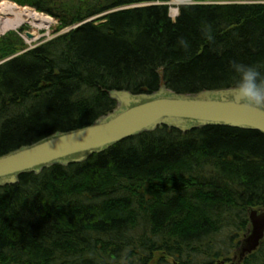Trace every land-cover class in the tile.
<instances>
[{
  "label": "trees",
  "instance_id": "obj_1",
  "mask_svg": "<svg viewBox=\"0 0 264 264\" xmlns=\"http://www.w3.org/2000/svg\"><path fill=\"white\" fill-rule=\"evenodd\" d=\"M13 1L58 19L57 32L154 4L20 54L26 25L1 36L0 155L93 123L116 106L107 90H158L161 67L179 93L235 85L234 59L264 71V0L183 4L175 20L170 0ZM251 206H264L262 132L164 125L0 186V264H214ZM243 264H264V244Z\"/></svg>",
  "mask_w": 264,
  "mask_h": 264
},
{
  "label": "water",
  "instance_id": "obj_2",
  "mask_svg": "<svg viewBox=\"0 0 264 264\" xmlns=\"http://www.w3.org/2000/svg\"><path fill=\"white\" fill-rule=\"evenodd\" d=\"M28 38L34 34L26 32ZM159 88L151 93H133L127 89L107 90L117 101L111 111L93 123L77 129L49 135L35 143L0 155V186L19 182L21 174H40L54 164L83 162L114 144L161 126L184 133L210 125H225L258 130L264 134V110L245 107L235 99V85L179 93L167 85L164 67L159 69ZM264 244V206L248 208L247 229L230 260L215 264H243Z\"/></svg>",
  "mask_w": 264,
  "mask_h": 264
},
{
  "label": "bare ground",
  "instance_id": "obj_3",
  "mask_svg": "<svg viewBox=\"0 0 264 264\" xmlns=\"http://www.w3.org/2000/svg\"><path fill=\"white\" fill-rule=\"evenodd\" d=\"M191 1L172 0L170 3L175 5L172 10L173 13L178 14L181 5ZM26 22L32 24L35 29H49L54 22V18L29 5L21 6L9 0L0 1V35L10 30H17ZM32 33L34 34V39L39 38V35H36L37 30ZM32 39L27 37V42L31 43Z\"/></svg>",
  "mask_w": 264,
  "mask_h": 264
},
{
  "label": "clouds",
  "instance_id": "obj_4",
  "mask_svg": "<svg viewBox=\"0 0 264 264\" xmlns=\"http://www.w3.org/2000/svg\"><path fill=\"white\" fill-rule=\"evenodd\" d=\"M230 69L237 77L234 99L245 107L264 110V71L260 66L234 59Z\"/></svg>",
  "mask_w": 264,
  "mask_h": 264
},
{
  "label": "rangeland",
  "instance_id": "obj_5",
  "mask_svg": "<svg viewBox=\"0 0 264 264\" xmlns=\"http://www.w3.org/2000/svg\"><path fill=\"white\" fill-rule=\"evenodd\" d=\"M0 1H2V0H0ZM9 1H12V0H9ZM172 1V0H171ZM170 1V2H171ZM241 1H245V0H241ZM229 2H233V0H192L191 2H189V3H229ZM18 3V2H17ZM156 3V2H155ZM151 4H154V2H144V3H135V4H133V5H127V6H124V7H119V8H115V9H113V10H109V11H107V12H105V13H102V14H99V15H96V16H94V17H91V18H89V19H86L85 21H82V22H80V23H78V24H76L75 26H72V27H68V28H64V29H61L59 32H57L56 31V29L58 28V26H59V21H58V19H56L55 17H54V22H53V24L50 26V28L49 29H35V27L32 25V24H30V23H24L22 26H24V25H26L27 26V29L26 30H29V31H31V32H33V31H35V30H37V33H36V35H39V38H37V39H34V37H33V39H32V41H31V43H28L27 42V36L25 35V34H23L22 33V38H23V40H24V42H25V47L23 48V49H21V51H19L17 54H20V53H22V52H25L26 50H28V49H32V48H35V47H37V46H39V45H41V44H44V43H46V42H48L49 40H51V39H53V37H55V36H57L59 33H64V32H67V31H69V30H71V29H73V28H75V27H78L79 25H82V24H84V23H86V22H89V21H91V20H98V19H101L103 16H105L107 13H110V12H112V11H115V10H118V9H122V8H128V7H134V6H145V5H151ZM169 5V7H170V16H171V18L173 19V20H175L176 18H177V14H174L173 13V9H174V7H175V5L174 4H172V3H170V4H168ZM34 8H36V7H34ZM36 10H37V8H36ZM41 12V11H40ZM43 12V11H42ZM44 13H46V14H49L48 12H44ZM50 15V14H49ZM57 32V33H56ZM25 36V37H24ZM16 54V55H17ZM9 59V58H8ZM7 59H5V60H2V61H0V64L2 63V62H4V61H6ZM229 231H230V229H228ZM225 235H226V233L225 232H223L220 236L221 237H225ZM221 245L223 246V248H225V247H227L228 245H229V243L226 241V240H223L222 242H221ZM217 262V261H216ZM215 262V263H216Z\"/></svg>",
  "mask_w": 264,
  "mask_h": 264
}]
</instances>
